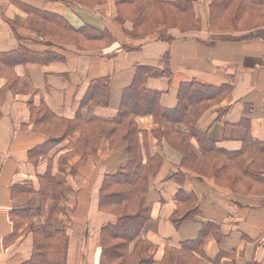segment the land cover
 Wrapping results in <instances>:
<instances>
[{
	"label": "crops",
	"instance_id": "0c3cea01",
	"mask_svg": "<svg viewBox=\"0 0 264 264\" xmlns=\"http://www.w3.org/2000/svg\"><path fill=\"white\" fill-rule=\"evenodd\" d=\"M212 2L194 3L196 25L189 29L137 39L131 36L130 21L117 24L115 0L95 8L76 0H0V53L22 48L59 59L18 64L9 78L5 70L0 72V264L32 259L34 231L49 222L54 204L61 207L55 225L68 236L67 264H100L102 230L118 219L101 210V189L107 175L126 165L127 152L105 136L91 137L93 141L83 145L84 127L119 115L124 91L134 84L141 67L170 70L146 82L148 90L161 94L164 109L178 106L183 83L230 87L218 102L209 103L196 124L215 148L234 154L242 151L245 139L264 143V3L261 12L255 10L253 15L247 10L232 23L234 28L220 30L210 25ZM58 18L75 29L108 30L116 42L99 49L76 45L78 41L64 44L57 37ZM244 22L247 28L242 27ZM97 79L110 82L107 106L83 104ZM44 107L61 120L75 122L76 131L61 138L64 133L40 130L33 110ZM135 124L141 162L155 156L163 161L149 182L152 227L149 224L141 234L150 244L153 260L162 262L168 249L180 250L205 228L210 232L203 243L208 264H264V194L234 192L212 175H199L184 165L183 160L205 156L201 135H189L178 150L159 136L164 127L153 116H139ZM175 131L190 134L183 124ZM252 156V151L244 153V171L251 169ZM239 161H233V178L236 171L239 174ZM253 166V171L261 168L259 162ZM47 175L56 179L58 193L50 190L39 209ZM173 175L176 178L170 180ZM251 180L264 187V174ZM180 190L197 196L200 214L176 227L172 219L180 209L176 201ZM25 210L29 213H19ZM137 242L131 244L130 253Z\"/></svg>",
	"mask_w": 264,
	"mask_h": 264
},
{
	"label": "trees",
	"instance_id": "16d2710c",
	"mask_svg": "<svg viewBox=\"0 0 264 264\" xmlns=\"http://www.w3.org/2000/svg\"><path fill=\"white\" fill-rule=\"evenodd\" d=\"M76 1L85 7L95 8L104 4L107 0ZM196 1L122 0L117 5L116 22L122 25L124 22L130 21L133 24L131 36L134 38L159 34L162 29V31L186 30L196 25L194 13V3ZM263 3L264 0H213L210 25L220 30L234 28L232 23L236 20L238 21L245 11L249 10L250 14L253 15L255 10L261 12ZM56 20L61 25L57 37L64 44L75 45V37L82 38L84 42L87 40L93 41V43H96L95 45L102 44L104 40L107 41V44L104 43L102 46L95 47L97 49L112 47L116 42L108 30H99L88 26L75 29L64 20L59 18ZM64 33L74 39L70 41L69 38H66V41ZM76 40L78 41L76 45H81V42L78 39ZM55 58L51 55H35L22 48L9 53H0V72L5 70V74L9 78L12 75L11 70L18 64L27 62L51 63L54 62ZM169 72L168 68L163 72L153 68H139L134 84L124 91L119 115L110 121L96 119L84 127V133L87 130V136L84 139L86 144L93 141L91 137L105 136L113 146H123L127 152L126 165L118 169L117 172L107 175L101 189V210L114 212L115 208H120L121 214L118 213V219L115 224L108 225L102 230L100 264H208L205 260L207 257L203 252V243L206 237L210 235V232L205 230V228H203L195 241L183 243L180 250L168 249L160 263L153 260V257L145 248L146 242L140 240L142 232L151 221L152 205L147 200L150 189L149 182L152 177L157 175L163 161L161 157L155 156L149 158L146 164L141 162L140 147L137 140L139 131L135 124L137 117L151 115L155 121L163 124L164 131L159 136L165 137L175 148L184 147L190 136L199 137L201 135L203 141L200 148L202 153L205 154L203 159H206L201 164L207 163L193 171L196 172L197 170L198 172L196 173L199 175H212L221 184H231L227 186L234 192H241L234 185L242 182L234 180L232 176L233 161L240 160L237 165L240 168L239 176L244 181L242 186H249L248 182L253 183L251 178L254 181H258L257 179L264 174V143L253 139H245L242 151L231 154L215 148V145L207 139L206 133H200L196 128L199 117L209 103L218 102L220 98L229 92L230 87L214 88L198 82L183 83L179 93L178 106L175 109H164L160 105L161 94L148 90L146 82L149 78L162 76ZM15 81H11L10 87H14ZM109 99V80L97 79L92 81L83 104L93 103L107 106L109 105ZM33 117L38 128L50 123L55 129L53 131L64 133L61 138L68 136L74 130L76 131L75 122L61 120L45 107L33 110ZM191 118L192 122L190 121ZM178 124L187 126L190 134L176 132L175 127ZM79 126L80 124L78 123ZM246 151H252L254 155L250 157L253 158L252 165H256L259 162L261 168L253 171L254 166L252 167L251 165V169L244 171V153ZM211 169L213 171H210ZM175 178L176 176L173 175L170 180ZM43 182L39 195L41 202L44 203L49 191L53 190L58 193V188L56 179L51 175L45 176ZM253 189L257 192L260 186H253ZM18 190L22 191V186ZM176 201L180 207L172 219L176 227H179L184 222L193 221L194 217L200 214L198 199L193 192L180 190L176 195ZM131 203L136 204V206L133 204L135 208H133ZM58 211L55 208L52 211L51 220L45 226L34 231V254L32 259L25 264H67L68 236L63 229L55 225V215ZM19 213L25 215V213L29 212L25 210L19 211ZM51 223H54V225ZM136 240L138 242L135 249L130 253V246Z\"/></svg>",
	"mask_w": 264,
	"mask_h": 264
},
{
	"label": "rangeland",
	"instance_id": "374dc122",
	"mask_svg": "<svg viewBox=\"0 0 264 264\" xmlns=\"http://www.w3.org/2000/svg\"><path fill=\"white\" fill-rule=\"evenodd\" d=\"M116 2H117V4L120 2V1H122V0H115ZM143 4H144V2H143ZM244 26H242L243 28H247L248 26H246V25H248V23L247 22H244ZM163 30V29H162ZM160 31L162 34H164L163 33V31ZM167 31V30H166ZM113 36V35H112ZM47 37H50V36H47ZM149 37V36H148ZM64 38H65V40L67 41V39L66 38H69L70 39V41H72L74 38L73 37H69V36H67L65 33H64ZM115 41H116V38L113 36L112 37ZM140 38H142V37H140ZM145 38V37H144ZM76 39H78L80 42H81V45H83V46H85V47H92V46H94V47H98V46H102V45H104V43L105 44H107V41L106 40H104V42L102 43V44H98V45H95L96 43H92V44H94V45H92V44H90V43H87V42H84V41H82V38H78V37H75V42L77 41ZM138 39V38H137ZM61 42H63L62 40H61ZM40 129H43V130H46V131H48L49 133L50 132H53V130H55V129H53V127L50 125V123L49 124H45V125H42V126H40ZM168 142V141H167ZM169 143V142H168ZM170 144V143H169ZM83 145H85V143H84V141H83ZM171 145V144H170ZM172 146V145H171ZM177 149L178 150H182L183 149V146L179 149V147H177ZM203 161H206V159H203V158H201L200 159V156H199V154H198V156H196V157H194L192 160H189V159H187V160H183V164L184 165H186V166H190V168H192L193 170H195V169H197V168H200L201 166H203L205 163H207V162H205L203 165L201 164V162H203ZM212 168V167H211ZM190 170V169H189ZM192 171V170H191ZM210 171H213V169H211ZM196 172H198L197 170H196ZM235 177H234V179H236V181H240V182H242V183H240V184H237V185H235V186H238V188L240 189V191L241 192H245V193H255L256 192V190L255 189H253V186H256L257 184H251L250 182H248V185L249 186H242V184H243V182L244 181H242V179H241V177L239 176V174H238V172L236 171L235 172ZM156 176V175H155ZM154 176V177H155ZM244 180V179H243ZM223 185H231V184H223ZM259 186V185H258ZM250 188V189H249ZM120 190V189H119ZM257 195H259V194H264V188L262 187V186H260V189H257ZM54 195H56V193L54 192ZM30 196L29 195H23L22 196V198H29ZM57 197H59V196H57ZM31 198V197H30ZM60 198V197H59ZM132 202V201H131ZM43 203V202H42ZM132 204V206H133V204L134 203H131ZM135 206H136V204H134ZM43 206V204L39 207V209L41 208ZM55 208H57V210H61V207H59V206H57L56 204H54L53 205V207H52V211L53 210H55ZM133 208H135L134 206H133ZM120 208H118V209H116L115 208V210H114V212L112 211V212H108V213H111V214H113V215H119V214H121V211L119 210ZM182 210V209H181ZM119 213V214H118ZM183 213V212H182ZM52 214V213H51ZM52 216V215H51ZM51 216L49 217V219H48V221L49 220H51ZM56 216V215H55ZM53 221H55V220H53ZM30 223V222H29ZM52 225H54V223H51ZM55 224H56V221H55ZM150 227H152V225H151V221H150ZM149 224L147 225V227L145 228V230H147V229H149L148 228V226H149ZM29 227H30V229H33V227H32V224H31V226H30V224H29ZM29 229V228H28ZM64 229V228H63ZM144 230V231H145ZM143 231V232H144ZM142 232V233H143ZM140 240H142V241H144V242H146L145 240H143L142 238H141V236H140ZM145 248L148 250V252H149V249H150V244H148L147 242H146V244H145Z\"/></svg>",
	"mask_w": 264,
	"mask_h": 264
}]
</instances>
